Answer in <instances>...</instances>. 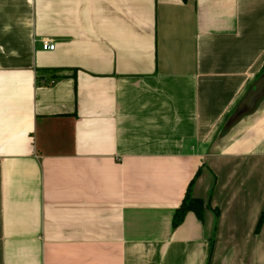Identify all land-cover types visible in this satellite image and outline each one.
<instances>
[{
    "label": "crops",
    "instance_id": "0c3cea01",
    "mask_svg": "<svg viewBox=\"0 0 264 264\" xmlns=\"http://www.w3.org/2000/svg\"><path fill=\"white\" fill-rule=\"evenodd\" d=\"M255 257L264 0H0V264Z\"/></svg>",
    "mask_w": 264,
    "mask_h": 264
},
{
    "label": "trees",
    "instance_id": "16d2710c",
    "mask_svg": "<svg viewBox=\"0 0 264 264\" xmlns=\"http://www.w3.org/2000/svg\"><path fill=\"white\" fill-rule=\"evenodd\" d=\"M201 174L200 171L197 172L196 176L193 178L189 187L187 189V193L180 205L179 208L176 209L174 216H173V227L177 228L181 225L187 215L188 212L193 211L197 215L199 219H203L204 217V210H205V201L201 198H196L192 195V187L196 178ZM217 215L219 213L217 212ZM263 223V217L260 219L259 226Z\"/></svg>",
    "mask_w": 264,
    "mask_h": 264
},
{
    "label": "water",
    "instance_id": "95a60500",
    "mask_svg": "<svg viewBox=\"0 0 264 264\" xmlns=\"http://www.w3.org/2000/svg\"><path fill=\"white\" fill-rule=\"evenodd\" d=\"M261 86L262 84H260V82H256L255 85L253 87H251V89L248 91V93L246 94V96L244 97L243 101L241 102V108H245V106H247V102L251 99L254 98L255 96H257V94L260 92L261 90ZM237 119V118H236Z\"/></svg>",
    "mask_w": 264,
    "mask_h": 264
},
{
    "label": "built area",
    "instance_id": "2783aa9c",
    "mask_svg": "<svg viewBox=\"0 0 264 264\" xmlns=\"http://www.w3.org/2000/svg\"><path fill=\"white\" fill-rule=\"evenodd\" d=\"M55 46H56L55 43H53L50 40H48V41L44 42V46L43 47H44V49H47V50H54Z\"/></svg>",
    "mask_w": 264,
    "mask_h": 264
},
{
    "label": "rangeland",
    "instance_id": "374dc122",
    "mask_svg": "<svg viewBox=\"0 0 264 264\" xmlns=\"http://www.w3.org/2000/svg\"><path fill=\"white\" fill-rule=\"evenodd\" d=\"M246 253V252H245ZM261 258L260 257H255L254 258V262H255V264H261ZM253 262L251 261L250 263H248V264H252ZM232 264H239L238 263V259H236V260H234L233 262H232Z\"/></svg>",
    "mask_w": 264,
    "mask_h": 264
}]
</instances>
